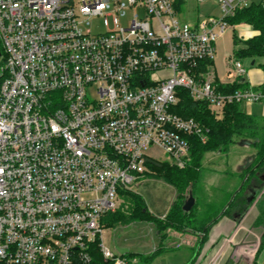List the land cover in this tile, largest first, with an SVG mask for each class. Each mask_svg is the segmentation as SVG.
<instances>
[{
	"label": "built area",
	"instance_id": "1",
	"mask_svg": "<svg viewBox=\"0 0 264 264\" xmlns=\"http://www.w3.org/2000/svg\"><path fill=\"white\" fill-rule=\"evenodd\" d=\"M178 1L0 0V264H93L99 238L105 261L138 264L102 242L104 218L150 171L152 148L183 167L187 137L208 139L176 111L181 90L216 114L264 99L220 91L211 71L226 17L248 1L219 0L223 16L196 24ZM128 9L143 15L121 25ZM99 17L108 31L92 30Z\"/></svg>",
	"mask_w": 264,
	"mask_h": 264
},
{
	"label": "trees",
	"instance_id": "2",
	"mask_svg": "<svg viewBox=\"0 0 264 264\" xmlns=\"http://www.w3.org/2000/svg\"><path fill=\"white\" fill-rule=\"evenodd\" d=\"M183 1L179 0L176 4L178 10ZM226 20L231 25L246 23L257 32L248 39L234 35L233 58L241 61L248 60L252 67L256 66L264 72V0L237 7L232 15L226 17ZM258 60L262 62L258 63ZM252 62L254 64H251ZM205 69L206 64H203L201 70ZM216 82L218 89L222 92H235L249 87L246 77H240L231 83H221L217 80ZM255 88L263 90L264 82ZM178 107L176 111L179 114L196 119L203 126L208 127L211 133L205 142L198 136L187 137L190 144V156L183 167L170 164L168 161L148 160V167L157 177L165 179L176 190V197L170 211L164 218L157 217L144 207L141 196L127 191L124 194L132 195L142 204L135 205L127 213L120 210L107 213L104 218V227L134 220L151 221L155 224L163 243L169 241L171 231L174 234L203 233L204 240L208 231L221 217L235 216L236 210L242 211V215L248 209L249 206L246 207L245 202L251 187L262 189L264 186V116L245 112L241 109V102L229 104L221 113L216 114L210 110L206 101L194 100L187 90H181ZM239 141H249L255 149L254 154L246 159L240 171H237V176L240 178L239 184L230 190L225 189L219 195L215 193L211 200L205 199L200 182L207 154L226 153ZM190 195L195 198V204L190 211L186 212L183 206ZM258 212L255 226L261 227L263 232L261 244L252 264H264V261L259 259L264 250V201L259 200ZM99 243L100 238L91 248L93 264H113L111 261L104 260ZM157 252L158 250L148 255L147 259L152 258ZM126 255L139 257L140 254Z\"/></svg>",
	"mask_w": 264,
	"mask_h": 264
},
{
	"label": "crops",
	"instance_id": "3",
	"mask_svg": "<svg viewBox=\"0 0 264 264\" xmlns=\"http://www.w3.org/2000/svg\"><path fill=\"white\" fill-rule=\"evenodd\" d=\"M235 29L240 30L239 37L248 39L256 35V31L246 24L241 23L232 25L229 30L220 38L217 44V52L213 61L211 71L215 80L221 83H231L237 79L234 68L226 67L227 59L233 60L234 35ZM253 64V62L251 63ZM246 80L249 86L258 87L264 82V72L262 69L253 66L247 69ZM250 157V156H249ZM248 157V158H249ZM242 158L237 163L236 171H240L244 163ZM261 190L259 198L251 204L241 215L235 211V216H223L208 231L206 239L203 240V233L174 234L171 231L169 241L163 243L158 235L155 224L147 221L150 226V233L145 234L144 243H140L137 249H127L122 245L119 237L114 235V239L108 240L106 235L111 234L120 225L104 227L101 240L117 254H140L138 264H252L256 258L261 244L262 228L255 226L259 212L257 211L258 202L264 197ZM144 221H141L142 223ZM124 226V225H121ZM182 237L187 245L173 240ZM203 240V241H202ZM141 242V241H140ZM174 242L181 244L179 247ZM173 243L174 246L170 244ZM175 243V244H176ZM158 252L150 259L148 255ZM260 261H264V250L259 256Z\"/></svg>",
	"mask_w": 264,
	"mask_h": 264
},
{
	"label": "rangeland",
	"instance_id": "4",
	"mask_svg": "<svg viewBox=\"0 0 264 264\" xmlns=\"http://www.w3.org/2000/svg\"><path fill=\"white\" fill-rule=\"evenodd\" d=\"M248 3L260 2V0H247ZM143 15L142 10L128 9L127 14L120 18L121 25H127L130 19L135 15V13ZM210 16L221 18L223 16V11L221 8V3L219 0H184L179 9V19L182 22L189 24H196L198 21H203ZM110 21V28L114 27V16H108ZM92 30L94 32H105L108 31L104 18L99 17L92 21ZM240 30L235 29V35L239 36ZM1 45V44H0ZM233 60L227 59L225 66L233 68ZM243 65L249 70L252 68L248 60H243ZM262 60H258V63ZM241 109L245 112L264 116V99L258 102H247L241 103ZM255 149L252 145H241L240 141L233 145L230 150L226 153H208L205 160L204 166L201 171V189L205 199L211 200V197L219 195L222 191L232 189L235 185L237 186L240 182V178L237 176V163L243 157L248 159L252 156ZM150 154L154 159L160 161H168V156L158 148H152ZM244 159V160H246ZM147 176L142 177L138 182L131 185L130 190L132 194H137L143 199L144 207L148 209L153 215L164 218L165 215L170 211V208L176 197L175 188L170 185L165 179L157 177L154 171L149 168ZM262 192L264 193V186L262 187ZM120 200H123L121 206L117 211L128 212L135 205H140L142 203L135 200L132 195L122 194L120 195ZM264 201V197L260 200ZM219 208V204L217 209ZM258 211V207H257ZM141 221H129L120 223L115 231L108 233L106 238L108 240L114 239V235L119 237L124 248L127 249H137L139 244L144 243L145 234L150 233V226L147 221L140 223ZM185 236L186 233H183ZM173 240L178 243L187 245V242L178 238L176 235L173 236ZM141 241V242H140ZM174 245L177 247V243ZM176 243V244H175ZM174 246L173 243L170 244ZM263 253V252H262Z\"/></svg>",
	"mask_w": 264,
	"mask_h": 264
},
{
	"label": "water",
	"instance_id": "5",
	"mask_svg": "<svg viewBox=\"0 0 264 264\" xmlns=\"http://www.w3.org/2000/svg\"><path fill=\"white\" fill-rule=\"evenodd\" d=\"M253 64H254V62H253ZM240 144L241 145H251V142L240 141ZM260 195H261L260 188L251 187L249 189V193L246 196V202H245L246 207L253 204L259 198ZM194 204H195V198L193 197V195H190L184 203V206H183L184 211H186V212L190 211L192 209V207L194 206Z\"/></svg>",
	"mask_w": 264,
	"mask_h": 264
},
{
	"label": "flooded vegetation",
	"instance_id": "6",
	"mask_svg": "<svg viewBox=\"0 0 264 264\" xmlns=\"http://www.w3.org/2000/svg\"><path fill=\"white\" fill-rule=\"evenodd\" d=\"M249 193V190H248V192H247V194ZM247 196V195H246Z\"/></svg>",
	"mask_w": 264,
	"mask_h": 264
}]
</instances>
